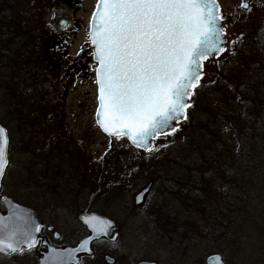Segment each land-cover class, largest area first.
<instances>
[{
    "label": "rangeland",
    "instance_id": "374dc122",
    "mask_svg": "<svg viewBox=\"0 0 264 264\" xmlns=\"http://www.w3.org/2000/svg\"><path fill=\"white\" fill-rule=\"evenodd\" d=\"M217 2L225 18L229 45L224 53L205 61L201 87L197 89L199 102L201 99L198 110L177 125L175 135L158 138L152 152H140L124 138L106 136L96 123L98 95L93 69L97 65L88 33L97 0H0V124L9 132L11 151L2 194L33 208L41 220L56 225L61 242L68 245L87 235L78 220L80 211L101 213L115 220L120 232L118 242L95 247L116 258V264L142 260L205 264L206 257L213 253H220L224 264H264V197L241 194L244 184L258 186L259 170L264 172V156L256 150L247 153L249 178L238 174L240 190L209 178L211 188L199 192L194 188L202 187L201 175H193L194 188L188 189L199 192L194 199H204L198 202L204 205L202 210L196 203L181 208L184 197L176 202L161 197L162 182L156 183L142 211H129L132 194L145 184L136 177L118 200L104 195L107 189L123 184L119 182L126 174L131 177L130 173L139 172L140 166L188 159L195 164L201 159L194 156L199 152L196 147L216 133L219 137L212 140L217 142L221 137L236 144L229 114L235 116L231 111H239L243 118L251 114L240 99L230 103L233 88L247 83L254 88L253 81L259 79L256 76L264 78V0ZM245 2L250 11L241 7ZM3 3L9 10L6 13L2 12ZM8 23L18 24L15 29L21 34L12 36L13 28H8ZM26 24L32 26L31 32L22 38ZM53 46L59 51H53ZM259 81L264 88V79ZM249 88L244 89L246 93L251 92ZM202 105L209 110L206 116ZM255 111L260 113L253 118H257V130L242 138L245 150L264 144V103ZM214 113L216 120L212 119ZM261 125L263 132L258 134ZM199 127L206 129L201 131ZM188 129L191 132L184 139ZM80 153L87 163H79ZM192 153L194 157H187ZM168 168L181 173L174 164L161 171L167 173ZM186 199L191 200V196ZM15 263L14 258L2 261Z\"/></svg>",
    "mask_w": 264,
    "mask_h": 264
},
{
    "label": "snow or ice",
    "instance_id": "6c2138e0",
    "mask_svg": "<svg viewBox=\"0 0 264 264\" xmlns=\"http://www.w3.org/2000/svg\"><path fill=\"white\" fill-rule=\"evenodd\" d=\"M241 7L250 11L246 2ZM224 19L217 0H97L88 37L102 130L126 136L148 152L154 150L150 141L175 135V124L188 119L189 101L201 87L205 61L226 51ZM7 149L8 136L0 128V178ZM97 219L84 222L99 240L108 233L97 230ZM41 227L19 206L12 207L8 217H0V254L31 251ZM92 243L89 238L67 253L53 250L49 264H78L75 254L91 253Z\"/></svg>",
    "mask_w": 264,
    "mask_h": 264
},
{
    "label": "trees",
    "instance_id": "16d2710c",
    "mask_svg": "<svg viewBox=\"0 0 264 264\" xmlns=\"http://www.w3.org/2000/svg\"><path fill=\"white\" fill-rule=\"evenodd\" d=\"M4 5H6V3L2 4V6ZM8 11L9 10H7L4 6V8L2 9V12L6 13ZM6 26L8 28H13V29H10L11 30L10 33L12 36L17 33L21 34L20 31H17L15 29V26L19 27L18 24L12 25L8 23ZM30 27L32 26L29 24L23 25V36L21 35L22 38L25 37V35L27 36V34H30L31 32ZM14 44L18 45L19 42L15 41ZM20 52L18 53L19 56H20ZM21 57H23V54H21ZM22 62L25 63V61H22ZM223 74L224 76L227 75L225 73ZM217 76H220V73L217 74ZM256 78H259V79L253 81L254 88L251 84L247 83L246 86L234 87L233 93L231 94L230 103H234L236 100L240 99V103H242V106L247 105L248 106L247 108H249V114H251L250 118L249 116L247 118H243L240 115L239 111L237 114L234 111H231L233 114H235V116L229 114V116L231 117L229 121L233 125L232 129L234 130V133L236 136V144L232 145V141L231 142L229 140L225 141L221 137L217 140V142L215 140H212L211 138L213 137H217V136L219 137L218 133H216V135H212L211 137H208L207 139L205 138V142L203 141L201 146L196 147V149L199 150L198 155H194L192 153L190 154L191 156H187L189 158H192L194 156H200L201 158L200 160H197L195 164H193L194 161H190L191 159H188V161L186 160L185 162L178 161L180 163L179 166L181 168V171L185 173L186 176H188V180L186 184H184V186L194 188V185L192 184L194 180L193 175H198V176L201 175V179L199 183L200 185H202V187L197 185V187L194 188L196 190H199V192L207 191V188H211V179L215 181H219V183L224 182L225 184L229 186L231 184V186H233L232 188L235 191L240 190L242 186L240 185V182L237 184L238 174L242 173L243 178L247 180L251 172V165L250 163L246 161L247 153H250L253 150H256L259 156H264V152H263L264 144L263 143H262L263 145L261 144L256 148L249 147L247 150H245V148L243 147V141H242V138H245L248 134L256 133L257 128H255V122L257 121V118L255 119L253 118L258 116L260 113L255 111V107H261L262 104L264 103V88L260 86V82L262 81H259L260 79H264V78H260L259 76H256ZM248 88L251 92L246 93L247 90H244V89H248ZM197 89H195V95L192 96V101H193L192 107L189 108L187 111L188 117H191V118L194 112L198 110L200 102H201V99L199 102V94H198ZM202 106H203L201 107L202 114L206 116L209 110L206 105H202ZM230 106L231 105L229 104L228 107ZM216 117L217 115L214 113L212 119L216 120ZM260 120L263 122V119H260ZM205 129L206 127L203 129L200 128L201 131L202 130L204 131ZM240 131H243V132H240ZM189 132H191L190 129L187 130V134L184 135L183 137L184 139L188 138ZM262 132H263V126L261 125L259 126L257 133L259 134ZM189 139L191 140L193 138L190 137ZM206 155L210 157H206ZM168 156H171V155H168ZM195 158L198 159L199 157H195ZM201 163H204V165L198 166ZM158 171L159 169L156 168L155 166L148 167V169L146 170V172L151 173L150 175H153L154 173H158ZM259 171L261 173V177L258 176V183H259L258 186L257 185L251 186L252 184L246 186L243 183L244 187H243L241 194L244 195V197H247V196L249 197L250 194L253 197H256L257 195H261L260 198L264 197V172L261 170ZM235 181H236V184H233V182ZM105 192H107V190ZM202 200L201 199L199 200L197 197V199H194V202H193L198 205L199 210H202L204 207L202 203L198 204V202ZM219 211L222 214L224 210L222 208ZM223 221H226V220L223 219Z\"/></svg>",
    "mask_w": 264,
    "mask_h": 264
},
{
    "label": "flooded vegetation",
    "instance_id": "af4514ba",
    "mask_svg": "<svg viewBox=\"0 0 264 264\" xmlns=\"http://www.w3.org/2000/svg\"><path fill=\"white\" fill-rule=\"evenodd\" d=\"M62 40H65V35L62 36ZM59 49L60 48L56 47V46L52 47L53 51L54 50H58L59 51ZM64 50H62L61 52H63ZM8 135H9V132H8ZM9 139H10V135H9ZM9 147H10V145L8 146V167L6 169L4 179L9 174V166L11 167V151H10ZM137 151H140V150H137ZM77 152H80V151L78 150ZM140 152H142V151H140ZM79 155L82 158L79 161V163H87L88 162V160L85 161V157L83 156V154L80 153ZM168 164H172V165L174 164L175 167L180 168V166H179L180 163L178 162V160H173L170 163H167L166 161H160L158 166H156V165H154L152 163L151 164H147L145 167L140 166V164H138V165L134 164L135 167L140 166L139 167V172L130 173L131 177H129V174H126V176L121 178L120 182H119V184H120L123 181V184H121L118 187L113 186V188L111 190L107 189V192H104V195H109V196L113 197L111 199L112 201L118 200L128 190L129 184L131 183V180H133L136 177L137 179L144 180L145 184L143 186H141L139 189H136V191H134V193L132 194V196H131L132 204H131V207H129L130 208L129 211H133V212L142 211L146 207V205H147V203H148V201H149V199L151 197V194L153 193V190L155 188L156 183L160 184L162 182L164 184H162V189H161V194L162 195H161V197H164V196L169 197L167 199H174L175 202L178 201V200H181V198L184 197V200H182V202L184 201V203L180 204V207L182 208L183 206H187L188 205V207L190 208V205L194 204L193 203L194 202V197L193 196L196 195L195 190L194 189H188L189 187L184 186V184H186V182L188 180V176H186V174L183 173L182 171H181V173L176 171V170H174V169L170 171V169L168 168V169H166L167 173H164L165 166L168 165ZM154 166L159 169L158 173H154L153 175H150L151 173L146 172L148 167H154ZM161 170H164V171H161ZM4 179H3L1 190L3 189V184H4V181H5ZM83 179L86 180V178H83ZM149 185H150V190H149V193H148V196H147V198L145 200L144 205L140 206V207L136 206L135 205L136 194L139 193L141 190H143L145 187H147ZM85 188H87V187H85ZM80 189L83 190L84 187L80 188ZM171 192H173L172 193L173 195L171 194ZM187 192H188L189 196H191V200H188V199L185 200V198H187V196H188ZM2 193L3 192L0 191V212L2 214H5V208H4L3 204H2V198L4 196H6V197H9V196L4 195ZM106 193H109V194H106ZM166 197H164V198H166ZM13 201H15V200H13ZM27 207H29V206H27ZM126 207H128V205H126ZM29 208H31V207H29ZM31 209L35 212V215H36L37 219L42 224L38 245L34 249H32L31 251H25L23 254H16V255H10V256H6V255L0 254V262H1L0 264H2V261L5 260L6 258L7 259L14 258L15 262H16L15 264H39L41 252L45 251L47 249L46 247L42 246V242H43L44 239L46 240V242L50 246L56 247V248L66 247V246H73V245L76 244L75 243L73 245H68L66 243L61 242L62 235L57 231L56 225L50 224V223H46L45 221L41 220V218L37 215L36 210H34L33 208H31ZM82 212H85V211H80V213H82ZM86 213H97V212H93L92 211V212H86ZM97 214H99L101 216H104V217H107L110 221H112L115 224V228L112 230V232L119 233V238H120V232L118 230V223L115 220L111 219L110 217H108V216H106L104 214H101V213H97ZM84 229H85V227H84ZM85 231H86V229H85ZM119 238H118V240H119ZM118 240L116 242H114V243H112V242H110L108 240H101L99 242L94 243L93 244V249H94L93 255L90 256V257H82L80 264H84L87 261L91 262L90 264H108L106 262V257L107 256L114 260L113 264H116L117 263V259L116 258H114L113 256H111L110 254H108L106 252H101L100 250H96L95 245L96 244L98 245L100 243L115 244V243L118 242ZM142 261H147V260H142ZM142 261H139V262H137L135 264H138V263H140ZM150 262H156L157 264H159L155 260H150Z\"/></svg>",
    "mask_w": 264,
    "mask_h": 264
},
{
    "label": "water",
    "instance_id": "95a60500",
    "mask_svg": "<svg viewBox=\"0 0 264 264\" xmlns=\"http://www.w3.org/2000/svg\"><path fill=\"white\" fill-rule=\"evenodd\" d=\"M91 24V22H90ZM224 27V26H223ZM224 39L226 40V37H224ZM91 46V44H90ZM226 46H227V40H226ZM91 50L93 52V48L91 46ZM215 56H218L219 54H214ZM209 59H212V58H209ZM93 60L94 62L96 63L95 61V58L93 56ZM98 89V88H97ZM97 95H98V91H97ZM98 100V99H97ZM99 106V104H98ZM97 111H98V108H97ZM97 111H96V115H95V118H96V123L97 125L99 126V128L101 129V131L106 134L107 136H109L107 133H105L102 128L100 127V124L98 122V117H97ZM176 125V124H175ZM0 128H3L5 131H6V134L8 136V133H7V130L2 127L0 125ZM110 137H115V136H110ZM125 138L128 140V142L135 148H138V149H142L144 151H146L144 148L142 147H137L135 146L131 140H129L126 136ZM152 143L153 141H150V144L152 146ZM8 145H9V137H8ZM7 161H8V149H7ZM7 166H8V163H7ZM7 166L5 168V171L7 169ZM5 175V173H4ZM3 178H0V189H1V185H2V181H3ZM149 190H150V185L145 187L143 190H141L139 193L136 194V197H135V205L136 206H143L144 203H145V200L148 196V193H149ZM140 197H143V200L140 199ZM5 199L7 201H9V203H5ZM2 204L4 205V208H5V214H2L0 212V217H8L10 215V209L14 206H19V208L23 209L25 213H28L31 215V218L38 224H40L42 226V224L39 222V220L37 219L36 215H35V212L31 209V208H28V207H25V206H22L16 202H14L13 200H11L10 198L8 197H3L2 198ZM92 216H95L97 217L98 219L96 221L93 222V224L95 225V227L97 228L98 231H102V230H106L107 231V235H100L99 237V240H96L95 239V234L93 233L92 231V228H90L87 224H85L84 220L86 217H92ZM78 220L80 221V223L86 228L87 232H88V235L83 238L80 242H78L76 245L74 246H66V247H60V248H56V247H52L50 246L46 240L44 239L43 242H42V246L46 247L47 249L45 251H42L41 254H40V260H39V264H49V258L52 256L53 254V250H55L56 252H59V253H67L73 249H76L79 247V245L85 240V239H89V238H92L93 239V243L89 245L90 249H91V253H85V252H77L75 254V259L76 261L78 262V264H80L81 262V259L82 257H90L93 255L94 253V249H93V244L98 242V241H101V240H108L112 243L116 242L119 238V233L117 232H114L112 236H110V232L115 228V224L110 221L107 217H104V216H101L97 213H86V212H82L78 215ZM111 224V227L109 228L108 225ZM42 228V227H41ZM37 238L39 240L40 238V233L37 235ZM217 257H219V261L216 259ZM106 262L108 264H113L114 263V260L110 257H106ZM138 264H157L156 262H150V261H142ZM205 264H224V260H223V257L220 253H214V254H211L209 255L206 260H205Z\"/></svg>",
    "mask_w": 264,
    "mask_h": 264
}]
</instances>
